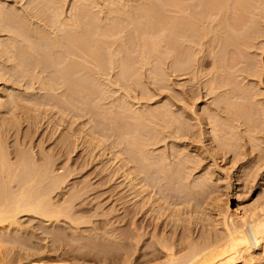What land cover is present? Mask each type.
<instances>
[{
  "label": "rangeland",
  "instance_id": "obj_1",
  "mask_svg": "<svg viewBox=\"0 0 264 264\" xmlns=\"http://www.w3.org/2000/svg\"><path fill=\"white\" fill-rule=\"evenodd\" d=\"M60 1L64 23L100 20L82 73L63 77L62 53L24 55L0 24V150L18 173L0 174V193L39 169L53 183L26 191L59 213L1 223L0 264H158L225 236L219 204L264 203V0ZM0 6L30 30L55 22L47 0ZM245 258L234 264H264V249Z\"/></svg>",
  "mask_w": 264,
  "mask_h": 264
},
{
  "label": "bare ground",
  "instance_id": "obj_2",
  "mask_svg": "<svg viewBox=\"0 0 264 264\" xmlns=\"http://www.w3.org/2000/svg\"><path fill=\"white\" fill-rule=\"evenodd\" d=\"M47 1H48L49 5L52 7L51 9L53 10V17L55 19V22L53 24H45L44 25L47 29L40 28V29L30 30L29 24H26L23 17H21L23 15L20 14L21 15L20 16L18 12H16V13L10 12L8 10V8L5 9V8H3V6H0V24L1 23L2 24L10 23V24L14 25L15 31H16L15 34L17 35V37L15 39L18 40L17 42L20 41V44L23 46L24 55L26 54V48H30L32 51H34L33 54H35L36 57H40L41 59L43 58L45 61H50L51 60L50 58H54V56L57 53H62V54H64V61L61 63L60 67L57 69L62 74V76L66 77L70 73V71H72L74 69L78 70L79 73H82V71H84L86 59L89 57H94L100 48L101 39H102V34H101L100 26H99L100 20L91 19V17L88 18V15L84 14L85 11L84 12L75 11L74 14L72 13L73 15L71 16L70 20L64 23L60 19L61 15H62L61 14V12H62L61 11V9H62L61 8V4H62L61 1L60 0H47ZM80 1H83V0H80ZM155 1H159V0H155ZM168 1H170V2H168V5L171 8H176V9L179 8L174 0H168ZM84 2H85V0H84ZM116 2L117 1L113 2L112 4L116 5ZM84 10H86V9L84 8ZM145 10H146V12H143V14H149L150 10L147 8ZM80 11H82V10H80ZM144 23L145 24H155L156 19L154 18V20H153L152 17H148L146 22H144ZM86 24H95V25L91 29ZM110 24H115V22H112ZM31 40H33L32 41L33 43H31ZM0 44H2V43H0ZM0 46H2V45H0ZM3 48H6V47H3ZM3 48H0V49H3ZM4 50L2 52L0 50V52L2 54H4ZM21 52H22V50H21ZM46 69L47 68H45V70ZM66 85H67L66 87H68V83H66ZM156 124H155V126L157 128L158 125H156ZM138 137L139 136H137V138ZM136 143L139 144L138 142H136ZM145 156L146 155L142 156L144 161H146L148 159L147 158L148 156H146V157ZM7 158H6V155L4 154V152L2 150H0V174H3L4 172L11 170L13 172L12 173H11V171H10V173L8 172V175L11 176V174H12L11 178L15 179L13 177V173H14V171L16 173L17 170H16V168L14 169L11 167L12 164L9 166L7 165V161H9V160H7ZM23 158L24 157H22V159ZM18 162L21 163V159ZM26 162H27L26 160L25 161L22 160V164H24V163L26 164ZM145 163H147V162H145ZM9 164H10V162H9ZM22 166H24V165H22ZM26 166H27V164H26ZM28 166H29V164H28ZM122 167H123V165H122ZM9 168H12L13 170L12 169L8 170ZM18 168H20V167H18ZM26 169H28V167ZM43 170L46 172L45 169H43ZM18 171H21V173H22V170L18 169ZM32 171H34L32 173H36V175H39L40 173H41V175L37 176L38 178H36V175H34V174H33L34 175L33 177H32V175L30 177L29 173L31 171H29V173L28 172L27 173H28V177H30V178H26L29 181L23 180V184L27 183V185H28V183H29L28 186L30 187V183L31 184L35 183L37 181V179H39L40 177H42V178H40L42 180H41V182L39 181L37 183H39L41 185L43 184L44 181H48L47 179H49L53 183V179L51 177L47 178V179L44 177L45 180L43 179V175H44L42 173L43 171H39V169L36 171L35 170H32ZM37 172L38 173L40 172V173L37 174ZM47 172L49 173L48 168H47ZM128 172H129V170H128ZM135 172H136V175H135ZM137 172L138 171H134L135 176H137ZM125 173H127V172H125ZM138 173H140V172H138ZM17 174L18 173H16V175ZM132 174H133V172H131V175ZM140 174H143V173H140ZM140 174H138V176H140ZM16 175H14V176H16ZM131 175H130V177H132ZM10 176L8 177L7 174L5 175V177H8L6 179H9ZM45 176L48 177L49 175L46 174ZM4 178L2 180L5 181ZM11 178H10V181L12 180V182H13V179H11ZM134 178H137V177H134ZM134 178H131V179H134ZM128 179H129V177H128ZM139 180H137V181L141 183L145 179L143 181H141V180L139 181ZM10 181H9V183H10ZM5 182H7V180ZM135 182L136 181H133L134 184L132 183L134 185V187H135V184H136V186L139 185V183H135ZM37 183H36V185H38ZM61 183H63V182H61ZM23 184H20L19 188H21L23 186ZM27 185H25V191H23V187H24L23 186L20 189L21 191L18 190L19 192L17 191L18 193L17 192L15 193L16 196L12 195L13 197L11 196L12 198H10V199L6 196V194H5L6 192L0 193V224L3 222L11 221V223L13 222V225H17L16 224L17 223L16 222L17 217L20 214H26V213L27 214L28 213L34 214V216L39 215V216H42V218L43 217L48 218V220H52L51 218L56 217L55 214L57 215L58 210L55 211V210H53L54 208L51 210V208H50L51 205H49V202H45V198L44 199L41 198L43 195H41L39 198H38V196H37V198H35V197L32 198V193L30 194L27 192L28 191V189H26ZM46 185H47V183H46ZM53 187H54V184H53ZM143 187H144V185H143ZM3 190H2V192H3ZM45 196L46 195H44L43 197H45ZM41 199H43V200H41ZM223 202H225V201H223ZM219 205H221V206H220V208H219V206H217L219 209L216 208L217 209L216 212L218 211V214H217L218 216L216 215V217H219V219L222 218L221 221H222L223 226H224L223 228L225 230V232H224L225 236L224 235H223V237H220L222 235L218 236L220 238H218L216 236L215 241H214V239L211 238L212 240L204 241L203 243L199 242L198 244H196L197 242L196 243L193 242V244L191 243V245L194 246V244H195L194 247L190 246V244H189V246L191 247L190 250L191 249L192 250L189 251L188 253L184 254L181 257H177L172 252L173 248L171 247L172 248V250H171V248L167 245L169 247L168 251H167L168 253H166L167 259L165 258V260H166L165 262L161 261V263H160V261H159L158 264H234V262L236 260H238V259L240 260V257H243V259H244V257H248V258L252 259L251 257H253L254 252L264 249V203L261 204L260 206L254 205L252 207H244L241 204H238L237 206L234 207V205H232L230 201H227L226 205H223V204H219ZM221 207H222V209H223V207H225L226 211L224 209H223L224 212L220 211ZM54 211L56 213L54 215H52ZM58 215H59V213H58ZM54 219L57 220V218H54ZM206 238L209 239L210 237H206ZM202 240H204V239H202ZM205 240H207V239H205ZM161 244L163 246L162 248H166V246H164L163 243H161ZM237 257H239V258H237ZM156 258H158V257H156ZM248 258H245V259H248ZM156 262H158V261H156ZM156 262H154L152 259L148 258L146 261L144 260L143 262L140 260H137L135 262V264H157ZM41 264H44V263H41ZM125 264H131V263H125ZM243 264H245V263H243Z\"/></svg>",
  "mask_w": 264,
  "mask_h": 264
}]
</instances>
